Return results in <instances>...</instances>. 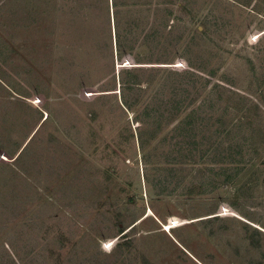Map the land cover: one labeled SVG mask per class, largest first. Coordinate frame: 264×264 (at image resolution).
Segmentation results:
<instances>
[{"label": "rangeland", "instance_id": "rangeland-1", "mask_svg": "<svg viewBox=\"0 0 264 264\" xmlns=\"http://www.w3.org/2000/svg\"><path fill=\"white\" fill-rule=\"evenodd\" d=\"M0 264H264V0H0Z\"/></svg>", "mask_w": 264, "mask_h": 264}, {"label": "trees", "instance_id": "trees-1", "mask_svg": "<svg viewBox=\"0 0 264 264\" xmlns=\"http://www.w3.org/2000/svg\"><path fill=\"white\" fill-rule=\"evenodd\" d=\"M169 15H172V12H169ZM133 84V82L132 81H128V88L129 89H131V85Z\"/></svg>", "mask_w": 264, "mask_h": 264}]
</instances>
